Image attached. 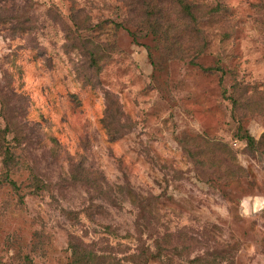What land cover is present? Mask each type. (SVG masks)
I'll use <instances>...</instances> for the list:
<instances>
[{"label": "rangeland", "instance_id": "obj_1", "mask_svg": "<svg viewBox=\"0 0 264 264\" xmlns=\"http://www.w3.org/2000/svg\"><path fill=\"white\" fill-rule=\"evenodd\" d=\"M153 1L173 25L130 0H0V127L19 161V190L0 184V264H70L74 242L109 264H264V140L234 137L264 134V0H187L197 23ZM186 137L228 144L229 170L202 169Z\"/></svg>", "mask_w": 264, "mask_h": 264}, {"label": "trees", "instance_id": "obj_2", "mask_svg": "<svg viewBox=\"0 0 264 264\" xmlns=\"http://www.w3.org/2000/svg\"><path fill=\"white\" fill-rule=\"evenodd\" d=\"M173 6L177 9L179 14L187 16L193 23L196 22V17L194 14L195 7L192 6L187 0H170ZM128 6L138 14V17L141 13H146L149 15L150 19L154 21L156 29L160 26L161 21L171 26L173 23L169 20V8L161 6L158 2L153 0H130ZM149 20H146L145 24ZM21 23V22H20ZM117 28L122 27L120 22H112ZM23 30L24 26H20ZM172 29V28H169ZM104 50L99 45H95V50L90 51V63L91 66L95 69L96 74L102 72L101 65L104 58ZM107 57V56H106ZM191 63L195 66L198 64L191 60ZM205 72H221L224 74L223 70L220 67L215 68H203ZM224 96L231 101L233 109H239L240 107L249 108L253 102V98L246 95L245 89H241L236 94L227 96V90H223ZM102 122L105 123L106 128L108 129L109 125L112 123L109 122L108 118L102 119ZM11 128L9 124L5 127H0V159L2 161V167L4 170L3 179L0 180V184H8L13 190H19L17 183L11 178L13 171L19 166V161L16 159L15 155V145L13 144V139H10ZM235 139L244 142L246 146L255 151L259 149V145L264 140V134L260 140H257L252 136L240 123L238 131L235 134ZM184 147L186 153L196 160L202 169L208 171H228L227 162L235 159L234 152L232 148L221 141L209 140L205 138H194L186 137L184 142ZM35 189L36 191L44 190L45 187L41 184L39 179L35 176ZM119 193L123 197H127L133 205H135L139 211L140 215L143 214L150 206H152V199L146 198L135 193L128 186H118ZM68 215L74 216V213L69 212ZM75 217V216H74ZM105 232L111 234V236L118 237L117 233L112 232L110 227H105ZM167 242L169 243V236L166 237ZM71 249V262L70 264H109L107 257L103 252L97 251L93 248L92 244H84L83 242L72 243L70 246ZM163 254L157 252L153 255V259H159ZM29 264H33L32 261H28Z\"/></svg>", "mask_w": 264, "mask_h": 264}]
</instances>
